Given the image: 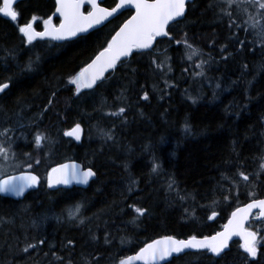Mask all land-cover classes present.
<instances>
[{
	"label": "trees",
	"instance_id": "obj_1",
	"mask_svg": "<svg viewBox=\"0 0 264 264\" xmlns=\"http://www.w3.org/2000/svg\"><path fill=\"white\" fill-rule=\"evenodd\" d=\"M215 3H188L186 18L145 50L150 54L126 58L102 86L80 95L70 78L107 46L132 11L71 40L31 44L19 27L35 16L34 28L41 30L53 0L17 2V21L0 14V82L12 78L10 90L0 94V129H12L8 136L16 153L6 163L13 172L28 170L39 178L38 187L20 200L0 196V264H118L157 238L212 235L234 209L264 197V48L245 23L247 14L230 9L240 27L229 28ZM249 12L260 20L254 8ZM185 33L201 52L192 60L175 43ZM240 40L246 41L243 48ZM30 59L32 69L24 70ZM202 60L207 63L197 68ZM145 93L147 101L141 98ZM120 107L124 114L111 115ZM77 123L82 137L75 142L64 133ZM37 132L48 137L39 148ZM66 161L96 175L84 188L50 189L49 169ZM76 203L82 204L80 214L69 219L67 209ZM133 205L146 209L135 223ZM213 211L217 216L209 221ZM246 227L264 237V220L252 218ZM29 243L37 247L24 252ZM241 246L233 241L220 257L192 251L164 264H264V247L258 245L257 256L246 261Z\"/></svg>",
	"mask_w": 264,
	"mask_h": 264
},
{
	"label": "snow or ice",
	"instance_id": "obj_2",
	"mask_svg": "<svg viewBox=\"0 0 264 264\" xmlns=\"http://www.w3.org/2000/svg\"><path fill=\"white\" fill-rule=\"evenodd\" d=\"M188 2L189 0H119L115 7L109 9L107 7H101L98 0H55L54 15L58 14L62 18L58 27L52 23V18L49 17L43 20L44 31L38 32L34 28L37 17L33 16L30 22L19 27V32L23 34V37L26 38L29 44L37 37L43 38L46 36L53 40H67L76 37L79 33H87L94 26L108 21L110 17H113L114 14L124 9L127 5L134 6L135 14L126 20L119 30L115 32V35L107 42V46L99 51L90 63L82 67L78 73L70 78L69 84L73 85L76 94L80 95L82 89H93L94 87L102 86L103 82L108 79L105 73L109 72V70L115 71L118 63L123 64L126 58L136 53L150 54L146 53L145 50H152L154 44L157 42V38L169 37L171 26L180 24L186 18V6ZM86 5H90V10L85 12L82 9ZM209 6L213 7V5ZM215 6L219 8L220 13L228 16L229 28H232L234 25L237 28L240 27L232 19V11L230 9H236L247 14L248 21L245 23L250 22L249 28L253 30L259 45L264 48V22H261L264 21V0H216ZM250 7L257 9V15L260 17L259 21L256 16L249 12ZM0 13L5 17H9L12 21L18 20L19 13L14 8V0H2ZM249 28L243 29L246 35L248 34ZM170 39H174V37ZM175 43H182L184 45L186 49L185 55L188 60H192L194 56L201 54L200 49L194 48L188 42L187 33H185L182 40H176ZM239 43L243 48L246 41L240 40ZM36 59L38 60L39 57ZM153 62L155 63V61ZM33 63L34 61L30 59L24 70L30 71ZM205 63L207 61L202 60L196 67L203 69ZM159 67H161V64H157V68ZM169 70L171 69L169 68ZM198 75H203V71L198 73ZM11 81L12 78L8 77L5 81L0 82V94H7V91L10 90ZM141 98L147 101L149 96L145 93ZM54 99L55 93H52L48 104L52 105ZM125 111L126 109L124 107H120L118 112L111 113V115H122ZM185 130L189 131L187 125H185ZM11 131L12 129L9 127L0 129V137L5 138L3 141H0V160L3 161L16 160V153L12 151V140L8 136V133ZM81 132V125L77 123L70 131H66L64 135L74 137L79 141L81 139ZM105 135L107 139H112L110 134L106 133ZM47 139L48 137L46 135L37 132L34 136L35 146L39 148L42 141ZM5 144H7V147ZM25 155L30 154L26 153ZM261 160L264 161V156L261 157ZM28 167L31 168L32 165L29 164ZM70 167L71 172H67L66 170ZM158 168L159 165H154L153 171H157ZM260 170L264 171V163L260 164ZM95 175L96 173L91 168L80 171L75 165H61L59 168H53L52 172L49 173L48 184L50 187L53 184H69L72 179H75L77 183L87 184L89 179ZM237 175L242 177L244 181L249 180V175L243 172L238 171ZM38 182V177L31 173H25L19 177L8 175L6 179H0V193H14L20 196L23 195L26 188H31ZM169 187L171 188L172 185L170 184ZM130 207L136 213L131 221L133 223L146 214V209L135 207L134 205ZM81 208L82 204L76 203L67 209L68 218H77ZM253 209H259V217H264V199H253L245 207L237 208L232 212L228 223L224 225V230L217 232L215 235L204 236L203 238L191 235L188 239H176L173 236H164L161 239H155L150 243H145L135 255L122 258L119 264H136V262L141 261L143 264H160V261H165L166 258L172 257L173 254H185V250H206L207 253H212L215 257H220L224 253V250L229 247L228 242L233 235H239L243 239L241 247L244 253L247 254L244 256V259L247 261L249 257L255 258L258 254V245L264 247L261 243L264 237L258 239L257 232L249 231L244 227ZM215 215L216 212L213 211L209 219L214 218ZM42 219H46V217ZM80 222L83 223V220ZM105 242H107V237L105 238ZM43 243V240L38 241V244ZM71 243L69 241V244ZM121 243H124L123 239ZM36 247L37 244L29 243L23 251L28 252L30 248L35 249ZM57 259L62 258L57 257ZM249 264H254V262H249Z\"/></svg>",
	"mask_w": 264,
	"mask_h": 264
},
{
	"label": "water",
	"instance_id": "obj_3",
	"mask_svg": "<svg viewBox=\"0 0 264 264\" xmlns=\"http://www.w3.org/2000/svg\"><path fill=\"white\" fill-rule=\"evenodd\" d=\"M19 0H14V4L15 3H17ZM103 0H98V3H100V2H102ZM193 0H189V2H192ZM1 2H2V0H1ZM54 2H55V0H54ZM119 2V0H116V3H118ZM188 2V3H189ZM116 3H115V5H116ZM2 4V3H1ZM115 5L113 6V7H115ZM87 7H89V10H90V5H86ZM101 7H104V6H102L101 5ZM112 8V7H111ZM111 8H109V9H111ZM83 10V9H82ZM124 10H131L132 11V13H131V15L129 16V17H127L121 24H120V26L116 29V31H118L119 30V28L123 25V23L126 21V20H128V19H130L131 18V16L132 15H134L135 14V8H134V6H132V5H127L124 9H121L120 11H118L116 14H114V16L113 17H110L109 18V20L108 21H105V22H103L101 25H96V26H94L93 28H91V29H89V31L87 32V33H89V32H91V31H93V30H95V29H98V28H100V27H102L103 25H105L107 22H109L110 20H112L114 17H116V16H118L121 12H123ZM54 13H55V9H54V12L51 14V16H49V17H56V18H59V22L55 25L53 22V24L55 25V26H59V24H60V22H61V17H59V15L58 14H55L54 15ZM1 15H2V17L3 18H5V19H8V20H11L9 17H5L2 13H1ZM48 17V18H49ZM47 18V19H48ZM37 31V30H36ZM42 31H44V26H43V28H42V30H40V31H38V32H42ZM115 31V32H116ZM115 32L113 33V35H115ZM87 33H79L76 37H78V36H83V35H86ZM112 35V36H113ZM111 36V37H112ZM76 37H73V38H76ZM73 38H70V39H67V40H71V39H73ZM161 38H163V37H160V38H157V39H161ZM111 39V38H110ZM36 40H52V41H54V42H61V41H63V40H53V39H51L50 37H43V38H39V37H37L34 41H36ZM101 50H103V49H101ZM100 50V51H101ZM98 54V53H97ZM95 57V56H94ZM94 57L92 58V59H94ZM91 59V60H92ZM91 60L88 62V63H90L91 62ZM87 63V64H88ZM86 64V65H87ZM85 65V66H86ZM84 66V67H85ZM110 71H112V70H109V72ZM109 72H106L105 73V75L106 74H108ZM75 126V125H74ZM73 126V127H74ZM73 127H71L70 129H68L67 131H70ZM67 137H69V136H67ZM81 137H82V132H81ZM69 138H71L73 141H75V142H77V140L74 138V137H69ZM81 140V139H80ZM79 140V141H80ZM61 165H69V166H71V165H75L76 166V168L78 169V170H80V171H84V170H87L88 168H83L79 163H77V162H74V161H66V162H63V163H60V164H58V165H55V166H53L52 168H50V170L48 171V173H47V183H48V176H49V173H51L52 172V169L53 168H59ZM67 172H71V167L68 169V170H66ZM25 173H31L32 175H36V174H34L33 172H31V171H20V172H16V173H12V174H8V175H12V176H17V177H19V176H21V175H23V174H25ZM8 175H5V176H3V177H1L0 179H6L7 178V176ZM37 176V175H36ZM38 177V176H37ZM93 179V177H91L90 179H89V182L91 181ZM38 180H39V178H38ZM88 182V183H89ZM88 183L87 184H82V183H77L76 182V180L75 179H72L71 180V182L69 183V184H53L51 187L49 186V184H48V186H49V188L50 189H67V188H71V187H79V188H84V187H86L87 185H88ZM37 186H38V183L37 184H35V185H33L31 188H26L25 189V191H24V193H23V195H20V196H17V195H15L14 193H0V196H2V197H5V198H9V199H12V200H20V199H22L23 197H24V195L27 193V192H29V191H31V190H35L36 188H37ZM259 199H264V198H259ZM252 202V200H250V201H248V202H246V203H244L243 205H241V206H239V207H237V208H243V207H245L247 204H249V203H251ZM236 208V209H237ZM235 209V210H236ZM235 210H233V211H235ZM232 211V212H233ZM232 212H231V214H232ZM254 213H258V217H259V209H253L252 210V213L249 215V217H248V219L246 220V222H245V225H244V227L246 226V224L248 223V221L250 220V218H251V216L254 214ZM231 214H230V216L228 217V219L226 220V222L224 223V225H226L227 223H228V220L231 218ZM210 216H212V214L210 215ZM216 216H217V214L215 215V217L214 218H212V219H209V221H213L215 218H216ZM259 218H262V219H264V217H259ZM224 225L222 226V228L219 230V231H217V232H221V231H223L224 230ZM246 228V227H245ZM247 230H249V229H247ZM249 231H252V230H249ZM217 232H215V233H213L212 235H215ZM212 235H209V236H212ZM161 238H163V237H161ZM161 238H157V239H161ZM175 238V237H174ZM198 238H203V237H198ZM176 239H188V238H176ZM240 241L242 244H243V239H242V237L241 236H239V235H233L232 237H231V239L229 240V242H228V245H230L233 241ZM151 242V241H150ZM150 242H148V243H150ZM143 247V246H142ZM228 249V248H227ZM227 249H225L224 250V252L227 250ZM192 251H197V250H185V253L186 252H192ZM200 251H206V250H200ZM138 252V251H137ZM136 253V252H135ZM135 253L134 254H131V255H135ZM212 254V253H211ZM179 255H181V254H179ZM130 256V255H129ZM175 256H178L177 254H173V256L172 257H169V258H166V260L165 261H160V264H164V263H166V262H168L169 260H171V258H173V257H175ZM127 257V256H126ZM125 257V258H126ZM119 264V263H118ZM136 264H143V262L141 261V262H136Z\"/></svg>",
	"mask_w": 264,
	"mask_h": 264
},
{
	"label": "rangeland",
	"instance_id": "obj_4",
	"mask_svg": "<svg viewBox=\"0 0 264 264\" xmlns=\"http://www.w3.org/2000/svg\"><path fill=\"white\" fill-rule=\"evenodd\" d=\"M254 11L257 12V9L254 8ZM6 162L7 161L0 160V177L12 173L13 172L12 170L16 169L15 167H8Z\"/></svg>",
	"mask_w": 264,
	"mask_h": 264
},
{
	"label": "flooded vegetation",
	"instance_id": "obj_5",
	"mask_svg": "<svg viewBox=\"0 0 264 264\" xmlns=\"http://www.w3.org/2000/svg\"><path fill=\"white\" fill-rule=\"evenodd\" d=\"M54 20V19H53Z\"/></svg>",
	"mask_w": 264,
	"mask_h": 264
}]
</instances>
